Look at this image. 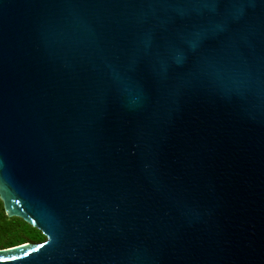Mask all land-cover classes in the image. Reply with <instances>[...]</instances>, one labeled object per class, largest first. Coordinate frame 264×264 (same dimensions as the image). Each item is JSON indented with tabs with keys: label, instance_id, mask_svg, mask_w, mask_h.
Wrapping results in <instances>:
<instances>
[{
	"label": "water",
	"instance_id": "obj_1",
	"mask_svg": "<svg viewBox=\"0 0 264 264\" xmlns=\"http://www.w3.org/2000/svg\"><path fill=\"white\" fill-rule=\"evenodd\" d=\"M0 200V264H264V0H0Z\"/></svg>",
	"mask_w": 264,
	"mask_h": 264
},
{
	"label": "trees",
	"instance_id": "obj_2",
	"mask_svg": "<svg viewBox=\"0 0 264 264\" xmlns=\"http://www.w3.org/2000/svg\"><path fill=\"white\" fill-rule=\"evenodd\" d=\"M43 240H45V236L37 228L32 227L19 217H8L0 201V248Z\"/></svg>",
	"mask_w": 264,
	"mask_h": 264
},
{
	"label": "rangeland",
	"instance_id": "obj_3",
	"mask_svg": "<svg viewBox=\"0 0 264 264\" xmlns=\"http://www.w3.org/2000/svg\"><path fill=\"white\" fill-rule=\"evenodd\" d=\"M1 201V200H0Z\"/></svg>",
	"mask_w": 264,
	"mask_h": 264
}]
</instances>
